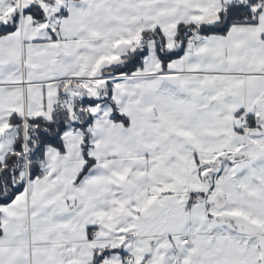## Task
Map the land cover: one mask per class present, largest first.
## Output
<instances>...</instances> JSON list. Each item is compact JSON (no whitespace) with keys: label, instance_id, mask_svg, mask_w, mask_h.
I'll return each instance as SVG.
<instances>
[{"label":"snow or ice","instance_id":"obj_1","mask_svg":"<svg viewBox=\"0 0 264 264\" xmlns=\"http://www.w3.org/2000/svg\"><path fill=\"white\" fill-rule=\"evenodd\" d=\"M0 264H264V0H0Z\"/></svg>","mask_w":264,"mask_h":264}]
</instances>
